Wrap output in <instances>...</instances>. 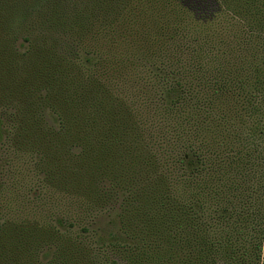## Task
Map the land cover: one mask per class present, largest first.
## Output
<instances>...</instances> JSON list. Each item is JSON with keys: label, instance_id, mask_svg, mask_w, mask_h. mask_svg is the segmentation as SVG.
<instances>
[{"label": "trees", "instance_id": "1", "mask_svg": "<svg viewBox=\"0 0 264 264\" xmlns=\"http://www.w3.org/2000/svg\"><path fill=\"white\" fill-rule=\"evenodd\" d=\"M246 6L264 12V0H0V144L28 143L53 191L111 220L103 234L64 214L47 230L0 220V264L213 260L204 156L182 149L181 111L194 119L192 92L226 88L212 79L227 75L225 41L208 30Z\"/></svg>", "mask_w": 264, "mask_h": 264}, {"label": "rangeland", "instance_id": "2", "mask_svg": "<svg viewBox=\"0 0 264 264\" xmlns=\"http://www.w3.org/2000/svg\"><path fill=\"white\" fill-rule=\"evenodd\" d=\"M230 10L226 23L219 18L220 25L208 30L216 46L225 41L227 75L214 72L212 79L226 88L192 92L194 119L187 103L181 111L182 149L204 156L195 180L206 186V231L216 243L208 264H264V51L257 46L264 43V12L252 17L246 6L238 18ZM23 145L11 135L0 144V220L47 230L55 214H64L80 226L90 221L98 234L108 231L111 220L105 214L92 219L79 199L52 190L35 168L37 159L27 153L30 146ZM187 172L183 167L184 181ZM114 264L126 263L117 257Z\"/></svg>", "mask_w": 264, "mask_h": 264}]
</instances>
